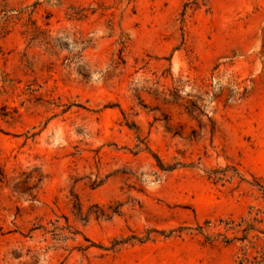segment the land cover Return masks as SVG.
Masks as SVG:
<instances>
[{
    "label": "rangeland",
    "instance_id": "374dc122",
    "mask_svg": "<svg viewBox=\"0 0 264 264\" xmlns=\"http://www.w3.org/2000/svg\"><path fill=\"white\" fill-rule=\"evenodd\" d=\"M0 264H264V0H0Z\"/></svg>",
    "mask_w": 264,
    "mask_h": 264
},
{
    "label": "trees",
    "instance_id": "16d2710c",
    "mask_svg": "<svg viewBox=\"0 0 264 264\" xmlns=\"http://www.w3.org/2000/svg\"><path fill=\"white\" fill-rule=\"evenodd\" d=\"M157 163H158V166L162 169V165L160 164V162L158 160H157ZM30 179H31V177L28 176L24 180H17L16 181V179H14V180H11V181L8 180V181H6V183L7 184L9 182L10 183H13V185H12L13 192L18 193L19 195H23L26 198H28V197L34 198V197L31 196V190H33V189H35L37 187V185L39 184V181L40 180L38 179L37 182L32 187H28L27 186V183L29 182ZM232 224H233L232 222L231 223H227L226 224V227L227 226H231ZM36 229H40V228H35V229H32L31 231H34ZM230 229H233V228H229L228 230H230ZM56 230H62V229H59L58 227H54V230L52 231V233L55 232ZM52 235H53V237H55L56 234H52ZM61 239L64 240L66 238L65 237H62ZM244 239H246V236H245ZM230 242H231V240H229L228 238H225V243L228 244ZM46 249H48V248H46ZM88 249H89V247H80L79 248V250L82 251V252H85Z\"/></svg>",
    "mask_w": 264,
    "mask_h": 264
}]
</instances>
